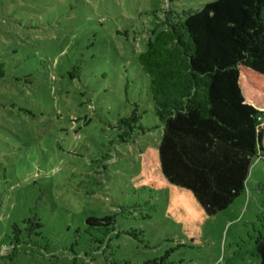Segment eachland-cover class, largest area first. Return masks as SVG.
I'll list each match as a JSON object with an SVG mask.
<instances>
[{
  "label": "rangeland",
  "instance_id": "rangeland-1",
  "mask_svg": "<svg viewBox=\"0 0 264 264\" xmlns=\"http://www.w3.org/2000/svg\"><path fill=\"white\" fill-rule=\"evenodd\" d=\"M212 1L0 0V264H259L264 157L207 216L161 174L137 61L167 22ZM136 105L145 132L122 143Z\"/></svg>",
  "mask_w": 264,
  "mask_h": 264
},
{
  "label": "trees",
  "instance_id": "trees-1",
  "mask_svg": "<svg viewBox=\"0 0 264 264\" xmlns=\"http://www.w3.org/2000/svg\"><path fill=\"white\" fill-rule=\"evenodd\" d=\"M137 61L162 127L158 165L189 190L207 216L245 190L255 157H264V0H214L148 40ZM4 76L0 65V78ZM136 105L119 119V140L145 129ZM110 218L86 219L108 226ZM256 256L264 264V234Z\"/></svg>",
  "mask_w": 264,
  "mask_h": 264
}]
</instances>
